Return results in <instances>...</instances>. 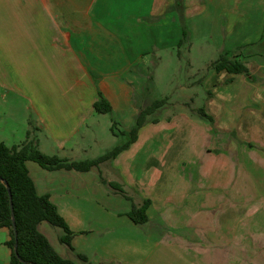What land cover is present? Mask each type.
<instances>
[{"label":"crops","instance_id":"crops-1","mask_svg":"<svg viewBox=\"0 0 264 264\" xmlns=\"http://www.w3.org/2000/svg\"><path fill=\"white\" fill-rule=\"evenodd\" d=\"M174 2L0 0V142L9 148L20 146L29 133V140L42 153L70 163L97 160L113 150L123 141L112 133L114 122L117 133L129 132L140 111L152 103H146V58H156L157 48H174L180 43L182 15L188 29L191 20L194 30L212 25L223 44L232 37L238 39L223 53L238 49L236 59L247 68L248 57L263 53L250 55L245 48L253 42L260 47L264 42V0ZM24 76L28 85L21 81ZM101 96L110 104L111 113L96 112ZM140 143L138 136L115 159L87 172L48 170L34 161L26 162L38 195L49 196L73 232L71 249L61 242L62 235L55 237L49 223L38 227L62 258L93 264L80 253L87 252V233L81 222L87 219L88 202H128L110 183L127 189L135 186V175L149 174L152 164L156 170L165 169L162 146L137 152ZM153 206L147 210L145 224H135L127 216L129 209L114 216L116 222H122V229L129 230L131 241L124 234H112L115 248L110 252L126 256V264H140L150 254L165 260L174 245L183 249L174 250L175 254L190 253L199 242L192 219L180 223L162 217V229L152 215ZM10 239V229H0V264H10ZM130 251L142 257H130ZM80 255L88 261L83 262Z\"/></svg>","mask_w":264,"mask_h":264},{"label":"rangeland","instance_id":"rangeland-1","mask_svg":"<svg viewBox=\"0 0 264 264\" xmlns=\"http://www.w3.org/2000/svg\"><path fill=\"white\" fill-rule=\"evenodd\" d=\"M180 18V43L157 48L156 58H146V103H166L140 129L137 152L145 147L152 152L160 144L165 169L152 164L149 174L135 175V186L118 185L128 202L87 203V219L81 222L87 252L77 249L93 264H126V256L110 252L115 248L112 234L131 241L129 230L114 216L144 202L154 205L151 212L162 229V217L180 223L192 219L199 242L190 253L175 254L183 249L174 245L165 260L150 254L140 264H180L179 259L181 264H264V42L245 48L250 55L263 52L247 58L250 77L218 73L215 64L224 49L239 40L232 37L223 44L212 25L194 30L190 20L188 29L185 17ZM50 226L55 237L64 235ZM129 256L142 257L131 251Z\"/></svg>","mask_w":264,"mask_h":264},{"label":"trees","instance_id":"trees-1","mask_svg":"<svg viewBox=\"0 0 264 264\" xmlns=\"http://www.w3.org/2000/svg\"><path fill=\"white\" fill-rule=\"evenodd\" d=\"M186 33V32H185ZM238 49L223 53L215 64L216 72L228 71L234 74H246L250 77L246 65L236 59ZM166 101H156L148 108L141 110L129 132H116V123L112 125V133L121 135L126 140L113 150L97 160L73 162L60 159L56 156H48L42 153L33 140H27L20 146L7 147L0 142V229L8 228L11 231V239L7 246L11 250L10 264H76L62 258L51 246L48 239L39 232L41 223L47 222L52 226L61 228L64 235L61 242L72 249L73 232L58 213L56 206L50 201L49 196L38 195L33 180L26 167L27 161H34L48 170L67 169L82 172L89 171L92 167L115 159L123 151L127 150L138 140L140 129L147 123L148 116L162 108ZM96 112L109 114L112 112L110 104L101 96L95 104ZM203 115H206L203 111ZM210 119V117H209ZM7 185L10 187L15 213L16 233L13 228L10 196ZM110 186L123 194V190L116 184ZM150 202H144L134 206L127 216L138 225L148 222L147 210ZM83 262L87 257L80 255Z\"/></svg>","mask_w":264,"mask_h":264},{"label":"water","instance_id":"water-1","mask_svg":"<svg viewBox=\"0 0 264 264\" xmlns=\"http://www.w3.org/2000/svg\"><path fill=\"white\" fill-rule=\"evenodd\" d=\"M8 191H9V196H10V204H11V212H12V222H13V228L15 230V234L16 233V224H15V213H14V206H13V201H12V195L10 192V187L7 185Z\"/></svg>","mask_w":264,"mask_h":264}]
</instances>
